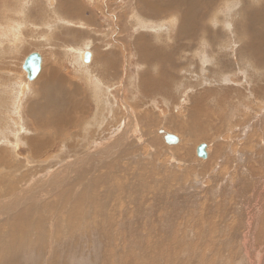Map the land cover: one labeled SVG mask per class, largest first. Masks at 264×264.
<instances>
[{"label": "rangeland", "instance_id": "obj_1", "mask_svg": "<svg viewBox=\"0 0 264 264\" xmlns=\"http://www.w3.org/2000/svg\"><path fill=\"white\" fill-rule=\"evenodd\" d=\"M61 1L0 9V264H264V164L255 162L264 155V59L250 53L264 39L243 28L264 0L196 8L192 39L180 33L177 8L142 4L166 0ZM71 13L63 36L79 54L70 49L57 63L44 38L18 44L21 27L35 33L37 22ZM22 47L44 49L40 76L60 65L62 84L58 75L28 81ZM142 78L160 87L144 93ZM230 103L238 104L221 114ZM121 125L126 135L112 152ZM32 140L44 146L34 152ZM202 143L206 159L195 153ZM19 214L27 223L15 238Z\"/></svg>", "mask_w": 264, "mask_h": 264}, {"label": "bare ground", "instance_id": "obj_2", "mask_svg": "<svg viewBox=\"0 0 264 264\" xmlns=\"http://www.w3.org/2000/svg\"><path fill=\"white\" fill-rule=\"evenodd\" d=\"M14 1H18V0H14ZM152 1V0H151ZM158 1V0H157ZM163 1V0H162ZM205 1L207 2V4L205 3ZM216 0H214V1H212V0H166V1H164V2H162V3H160V4H158V2L156 3V4H154V2L152 1V2H149L148 4L147 3H142V4H145L144 5V8L146 9L147 8V6H149V4H151V6L149 7V11L150 12H156V13H159V11L160 12H162V11H167V10H169V9H171V8H173V7H175V8H177L178 9V11H179V21L178 22H180V28H179V30H180V33L181 34H183V35H187V36H190V38L192 39V37H194L193 36V34H194V31H195V29L198 27H196V25H193L192 24V22L191 21H194V19L196 18V14H195V9L197 8L198 10H203L207 5H208V7H210V5L213 3V2H215ZM7 2H8V0H0V8L1 9H3V10H5V16H6V14H7V11H6V6L5 5H7ZM136 2V1H135ZM140 3V2H139ZM141 4V5H142ZM147 10H148V8H147ZM53 12H55V10H53ZM147 12V11H146ZM165 13V12H164ZM168 14V13H167ZM3 15V14H2ZM155 15V14H154ZM54 17H55V14H54ZM134 20H135V22L137 23L138 21L136 20L137 18H133ZM174 21H172V23H173ZM148 23V22H147ZM50 24V23H49ZM138 24V23H137ZM141 24V23H140ZM139 24V25H140ZM157 24V23H156ZM191 24V25H190ZM244 24H247V26L245 27L244 25H243V28H244V30L246 31V32H248L249 31V29H248V27H250V29H251V32L253 31H258V33H253V35H251L250 34V31L248 32L250 35H251V37L252 38H261V39H264V11L260 14V15H256V16H251V17H248L246 20H245V22H244ZM261 24V25H260ZM136 25V24H135ZM10 25H8V27H9ZM142 27V26H141ZM2 28V27H1ZM248 29V30H247ZM200 30V27L198 28V31ZM180 35V34H179ZM15 36H17V35H15ZM181 36V35H180ZM141 37H143V36H141ZM183 37V36H182ZM122 38V37H121ZM135 42H136V40H135ZM142 44H144L143 42H142ZM142 44H140V48L142 47V52H140V54H141V58L143 59V60H146L147 58H148V50H144V46L142 45ZM257 45V44H256ZM259 48H257V51H256V49H253L252 51H253V53L252 52H250L253 56H256V59H258V60H260L259 58H261L262 60L264 59V49H262V47L264 46V45H257ZM258 50L260 51V52H258ZM90 54L92 53V52H89ZM76 54H79V52L77 51V53ZM81 55H80V57H85V54H84V52H82V53H80ZM83 55V56H82ZM29 56V55H28ZM66 56V55H65ZM107 56V55H106ZM93 57V55L91 54V57H90V60H91V58ZM108 57H110V56H108ZM149 57L152 59H154L155 58V55L153 54V53H151L150 55H149ZM71 58V57H70ZM89 60V61H90ZM242 66H243V68H244V71H245V69H248V70H251V68H250V62L248 61V59L246 58V57H243L242 58ZM84 61H85V59H84ZM42 63V62H41ZM248 70H246V72L248 71ZM252 70H254V69H252ZM255 73L256 74H260V73H262L263 74V72L261 71V70H257V69H255ZM149 75V74H148ZM217 76H219V78H222L223 76H224V74H217V72H213V74H212V77L215 79ZM165 76H163L162 78H164ZM142 91L144 92V93H150L151 91L150 90H152V89H157V88H159L160 87V80L158 79V80H156V81H154V80H152V79H150V78H145V79H143L142 78ZM43 83H44V81H43ZM46 83V84H45ZM44 84L47 86H49V81H48V83H47V81L45 82ZM47 86V87H48ZM53 86V85H52ZM248 86H250V85H248ZM247 86V87H248ZM247 87H246V89H247ZM58 88V87H57ZM22 90V89H21ZM24 91H26V90H24ZM247 91L248 90H245V91H243V89H241L240 90V92H239V94H238V97H243L244 98V95L246 96V94H247ZM261 91H263V89L261 90ZM249 93V92H248ZM259 94V93H258ZM247 98H248V96H246ZM252 97V96H251ZM250 98V97H249ZM253 98V97H252ZM254 98H256V100H257V96L256 97H254ZM246 99V98H245ZM251 99V98H250ZM250 99H248V100H250ZM232 101V100H231ZM234 101V100H233ZM261 102V101H260ZM221 103H226L225 102V99H222V101H221ZM229 103V102H228ZM262 103H263V101H262ZM238 103H230V106H227V105H223V107H224V110H222L221 111V114H224V112L226 111V109L227 108H229V107H231V108H229V111L230 112H233V110L234 109H232L235 105H237ZM247 108V107H246ZM263 108V107H262ZM217 109V108H216ZM248 109V108H247ZM197 112H200V113H204V108H203V106H197L196 107V109H195ZM250 111V110H249ZM219 112V111H218ZM259 113H262V114H264V109H262V110H260V112ZM227 115H229V113L227 114ZM65 120H66V117H65ZM57 121V120H56ZM59 121V122H58ZM57 121V124L56 123H54L56 126H58V128L60 129V127H61V125L60 124H62V127L64 128V125L66 124V122H64V121H62L61 120V118H60V120H58ZM68 121V120H67ZM70 121V120H69ZM259 121V120H258ZM126 122V121H125ZM264 122V121H263ZM51 123H53L52 121H51ZM127 123V122H126ZM146 123V122H145ZM150 123L151 124H153V125H155V121L154 120H151L150 121ZM256 123V122H255ZM149 124V123H148ZM147 124V126H149ZM122 125H124V123H122ZM121 125V126H122ZM129 125V124H128ZM124 127H127V126H122V130H120V131H118V135L117 134H114V135H116L115 137H112V139H111V141H113L111 144H109V145H111L109 148L111 149L110 151H112V152H114L113 150V146H115L116 144H118V143H120L121 141H122V139L123 138H125V135H126V132H125V130H124ZM257 127V126H256ZM190 131V130H189ZM193 131V133H194V130H192ZM260 132V131H259ZM243 133H245V132H243ZM23 134V133H22ZM166 134L167 133H164L163 134V136H162V138L165 140V136H166ZM188 135H192V133L191 132H188L187 133ZM262 134H264V133H261V135ZM114 135H112V136H114ZM25 136V135H24ZM108 136H110V135H108ZM194 136V135H193ZM263 136V135H262ZM195 137H197L196 135H195ZM260 138V137H259ZM25 139V138H24ZM23 139V140H24ZM27 140V139H26ZM94 141V140H93ZM261 141H263V140H261ZM46 142V141H45ZM100 142V141H99ZM104 142V141H103ZM105 142H107V141H105ZM164 142V141H163ZM165 142H166V140H165ZM25 143V142H24ZM27 143V142H26ZM51 143V142H50ZM167 143V142H166ZM178 143V142H177ZM176 143V144H177ZM44 143L43 142H40V143H37L35 140H32L31 142H30V145H31V147H32V149H34V152H37L39 149H41L42 148V146H44L43 145ZM105 144V143H104ZM168 144V143H167ZM264 144V143H263ZM106 145H107V143H106ZM108 145V146H109ZM174 145V144H173ZM17 146V145H16ZM260 146H261V144H260ZM263 146V145H262ZM28 147V146H27ZM101 147H103L102 145H101ZM219 148V147H218ZM254 148H256V147H254ZM220 149V148H219ZM263 149V148H262ZM119 150V149H118ZM176 151H178L177 153H179L180 154V157H188V151L187 150H185V149H182V150H176ZM218 151V150H217ZM219 152V151H218ZM264 152V151H263ZM262 152V153H263ZM110 153V152H109ZM189 153H190V151H189ZM31 154V153H30ZM114 154V153H113ZM261 155V154H260ZM259 155V156H260ZM32 156V155H31ZM219 156V155H218ZM34 157V156H33ZM68 157V156H67ZM219 158H221V157H219ZM34 159V158H33ZM38 159V158H37ZM218 159V158H217ZM261 164V162H262V164H264V155L262 156H260V159L259 160H256L255 162L256 163H258V162ZM39 166V165H38ZM263 169H261V170H264V167H262ZM247 172V171H246ZM252 173V172H251ZM250 174V173H249ZM249 174H247V175H249ZM48 175V174H47ZM260 177H262L261 175L259 176V178ZM50 179V178H49ZM260 180V179H259ZM264 180V179H263ZM36 181V180H35ZM34 183V182H33ZM31 185V184H30ZM46 187V186H45ZM51 188V187H50ZM49 188V189H50ZM70 188V187H69ZM72 188V187H71ZM55 189V188H54ZM67 194V193H66ZM74 196V195H73ZM28 197V196H27ZM56 199V198H55ZM61 199V198H60ZM27 201V200H26ZM58 201H59V199H58ZM57 201V202H58ZM65 201V200H64ZM51 202V201H50ZM61 202V201H60ZM17 203V202H16ZM36 203H38V202H36ZM76 203V202H75ZM57 204V203H56ZM79 204V203H78ZM77 204V205H78ZM31 205H33V203L31 204ZM34 205H36L35 204V202H34ZM38 205V204H37ZM22 206V205H21ZM47 206V205H46ZM76 206V205H75ZM68 207V206H67ZM27 210V209H26ZM72 210H74V209H72ZM75 211V210H74ZM21 213H25V212H21ZM20 213V214H21ZM71 213V212H70ZM11 214V213H10ZM20 214L17 216V217H15V219L13 218V223L16 225V227H14L13 225H11V229H12V231H14V233H13V236L16 238V236L18 235V233L21 231V229L23 228H21V229H17L16 230V228H17V226H19V225H24L25 223H27V222H24V220L25 219H23L21 216H20ZM24 222V223H23ZM19 224V225H18ZM202 231V230H201ZM22 235V234H21ZM31 235V234H30ZM245 238V237H244ZM59 240V239H58ZM245 241V240H244ZM47 242H49V241H47ZM214 242V241H213ZM216 243V242H215ZM246 243V242H245ZM198 244V243H197ZM85 245V244H84ZM58 248V247H57ZM29 250V249H28ZM50 250V249H49ZM67 253V252H66ZM48 254V253H47ZM244 261V260H243ZM64 262V261H63ZM259 263V262H258ZM161 264V263H160ZM260 264V263H259Z\"/></svg>", "mask_w": 264, "mask_h": 264}, {"label": "crops", "instance_id": "obj_3", "mask_svg": "<svg viewBox=\"0 0 264 264\" xmlns=\"http://www.w3.org/2000/svg\"><path fill=\"white\" fill-rule=\"evenodd\" d=\"M14 0H8V2H7V5L9 4V3H11V2H13ZM21 1V0H20ZM61 1V0H60ZM25 3V2H24ZM60 5L59 6H54L53 7V5L52 4H50L51 6H49V7H53V8H59L60 6H62L63 5V2L61 1L60 3H59ZM67 4H69V3H67ZM6 5V6H7ZM27 8V7H26ZM1 9V8H0ZM67 12H71V10H70V8L69 7H66V8H64ZM7 11V10H6ZM263 11H264V9H263ZM73 13V12H72ZM72 13H71V17L70 16H67V15H65L66 16V18L65 17H61L60 19H58V20H53V21H50V26H51V28L53 29V30H50V27L48 26V24H49V20H48V22L46 21V20H43V21H39V22H37L36 23V25H37V27H34L35 28V30H36V32L34 33H31V32H29L28 31V29H26V27H21V29H20V31H19V34H18V38H20V40L18 41V44L19 45H24V44H26L27 43V40H28V38H32V39H35L36 40V45H39L41 42H43L42 40H40V39H45V41H47L49 44H51L55 49V54H57L58 55V60H57V63H61L62 62V58H63V55H68V53L67 52H70V49H72L74 52L76 51H79V50H81L82 49V47L81 48H77V49H74V45H71V44H69V40L70 39H72V36H70L69 34H65L64 36H63V29H65V27L64 26H66L67 27V24H68V21H70V19H72L73 18V15H72ZM7 14H8V12H7ZM6 14V15H7ZM41 13L38 11V18H39V15H40ZM47 14V13H46ZM51 14L54 16V14H56V10H55V12H51ZM77 16H78V14H77ZM76 16V17H77ZM90 20V19H89ZM63 21H65V22H63ZM15 22V21H14ZM14 22H12V23H14ZM19 24V23H18ZM14 25V24H13ZM47 25V26H46ZM18 28V27H17ZM15 29V28H14ZM17 31V30H16ZM57 33L59 34V37L57 38H54L55 37V35H57ZM61 35V36H60ZM15 38H17V37H15ZM54 38V39H53ZM93 37L91 38V42L93 41ZM40 47H42V48H44L45 46L43 45V46H40ZM21 49H26V50H30L29 52L27 51V52H22V53H24V54H26V56L25 57H27L28 55H30V54H32V53H38L40 56H41V59H42V55H43V53H46V51L44 50V49H41V48H38V49H34V50H31V49H28V48H21ZM83 52H85L84 50H83ZM86 52H88V51H86ZM83 56V55H82ZM24 57V58H25ZM108 58V61L106 62V65H107V67L109 68V65H110V63H111V59H110V57H107ZM106 58V59H107ZM23 60H25V59H23ZM23 62L24 61H22V64H23ZM41 62H43V60L41 61ZM22 64H21V69H22ZM42 64V66H41V70H42V67H43V63H41ZM62 66H60V65H56V66H53V67H49L48 69H46V71H45V73L44 74H42V76H40L41 75V71H40V73H39V75L36 77V79L35 80H39L38 81V86H39V83L44 79V78H48V79H50L51 77H52V75H54L55 76V80L57 79L56 78V76L58 75L59 76V82H60V85L62 84V81L64 80V78H63V74H62Z\"/></svg>", "mask_w": 264, "mask_h": 264}, {"label": "water", "instance_id": "obj_4", "mask_svg": "<svg viewBox=\"0 0 264 264\" xmlns=\"http://www.w3.org/2000/svg\"><path fill=\"white\" fill-rule=\"evenodd\" d=\"M91 54L89 52H85V62H89ZM41 56L38 53H32L27 56L22 64V70L26 75V79L28 81H33L39 75L41 71ZM165 140L168 144H176L178 142V138L172 134H166ZM206 144L202 143L196 147L195 153L196 156L200 159H206L208 154L206 152Z\"/></svg>", "mask_w": 264, "mask_h": 264}]
</instances>
